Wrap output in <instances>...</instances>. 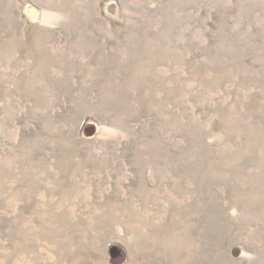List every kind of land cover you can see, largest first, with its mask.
Returning a JSON list of instances; mask_svg holds the SVG:
<instances>
[{
	"label": "rangeland",
	"instance_id": "374dc122",
	"mask_svg": "<svg viewBox=\"0 0 264 264\" xmlns=\"http://www.w3.org/2000/svg\"><path fill=\"white\" fill-rule=\"evenodd\" d=\"M0 264H264V0H0Z\"/></svg>",
	"mask_w": 264,
	"mask_h": 264
}]
</instances>
